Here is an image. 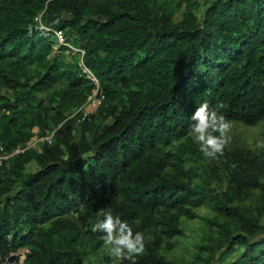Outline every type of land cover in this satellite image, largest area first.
Wrapping results in <instances>:
<instances>
[{
	"label": "trees",
	"instance_id": "obj_1",
	"mask_svg": "<svg viewBox=\"0 0 264 264\" xmlns=\"http://www.w3.org/2000/svg\"><path fill=\"white\" fill-rule=\"evenodd\" d=\"M179 5L174 19L159 0H0V89L16 95H0V149L23 151L0 165V255L87 264L82 248L102 245L91 228L110 210L143 233L136 264H171L161 245L209 207L233 226L210 263L264 264V201L253 214L235 205L264 196V153L224 151L216 188L189 136L205 102L245 126L264 117V0Z\"/></svg>",
	"mask_w": 264,
	"mask_h": 264
},
{
	"label": "rangeland",
	"instance_id": "obj_2",
	"mask_svg": "<svg viewBox=\"0 0 264 264\" xmlns=\"http://www.w3.org/2000/svg\"><path fill=\"white\" fill-rule=\"evenodd\" d=\"M197 1L200 3L201 8H203L208 0ZM159 2L162 8L174 15V19L179 18L180 11L182 10L179 5L180 0H159ZM95 94L96 93H94V97L91 98V100L88 99L84 106V112L87 114L93 113L98 107L99 102ZM0 95L10 102H14L16 98L14 93L4 89H0ZM38 98L44 100L47 97L46 94H41L38 95ZM35 132L37 133L38 130L35 129ZM214 134L219 135V133ZM227 135L229 142L224 147L223 153L224 151L233 149H241L253 153H264V148H258L256 146L257 142L264 141V117L253 126H245L238 122H231V129ZM36 137L37 136L33 137L31 141L27 143V148L35 147L37 149L38 138ZM190 138L193 141L191 136ZM196 147L199 150L198 144H196ZM20 150L21 149L16 150L17 153H19ZM221 156L222 155H218L216 159H210L206 158L200 152V159L195 160L196 164L193 165L195 170L199 173H207V175L210 176V180H213L212 182L216 188L223 185V183L218 180L215 171L219 167L218 160ZM33 169H35V165L31 164L27 168V171L29 172ZM262 183H264V179H262ZM263 201L264 196L261 191L256 190L242 194L240 200L236 202L235 205L241 210L243 209L245 213L253 214V212L258 210V205ZM260 206L264 207V205ZM193 213L196 216L194 219L188 220L186 218H181L179 220V228L182 232L181 235L171 240L164 241L158 254L171 264H227V261L222 263L219 262L217 258H214L213 263H210V260L212 259L214 251L223 243L224 233L222 232V226L230 231L233 230L232 224L226 218L214 213L209 207L195 209ZM96 242L97 241H85L86 245L82 248L87 256V264H126L123 262L124 260L119 261L112 258L107 248L104 246V243L96 249Z\"/></svg>",
	"mask_w": 264,
	"mask_h": 264
},
{
	"label": "clouds",
	"instance_id": "obj_3",
	"mask_svg": "<svg viewBox=\"0 0 264 264\" xmlns=\"http://www.w3.org/2000/svg\"><path fill=\"white\" fill-rule=\"evenodd\" d=\"M222 107L221 104L216 108H209L205 102L190 117L193 123L189 125V135L206 158L216 159L218 155H223V149L229 142L227 134L231 129V122L218 114ZM256 146L264 148V141L257 142ZM100 215L103 218L98 219L91 230L103 233L101 239L109 255L116 260H128L131 264H136V257L144 252L143 233H134L126 221L114 216L110 210H102Z\"/></svg>",
	"mask_w": 264,
	"mask_h": 264
},
{
	"label": "built area",
	"instance_id": "obj_4",
	"mask_svg": "<svg viewBox=\"0 0 264 264\" xmlns=\"http://www.w3.org/2000/svg\"><path fill=\"white\" fill-rule=\"evenodd\" d=\"M55 36L58 40V43H60V44L64 43L63 42V35L60 31L55 32ZM80 65H81V63H80ZM82 69L84 72H87L84 68H82ZM90 78L92 79L91 76H90ZM92 80L94 81V79H92ZM89 99L91 100V98H89ZM36 138H38V137H36ZM51 138H52V133H48L45 137L38 138L37 144L43 143V142L50 144ZM32 148H35V147H32ZM16 150H19V149H16ZM16 150H14L10 155H6V154L1 153V149H0V165H1L3 160H6V159H8V157L12 156L13 154H16L17 153ZM20 152L22 153L23 151L20 150L19 153ZM19 153H17V154H19ZM25 260H26V251L23 249L18 250L16 252L8 253L6 256L0 255V264H25Z\"/></svg>",
	"mask_w": 264,
	"mask_h": 264
}]
</instances>
